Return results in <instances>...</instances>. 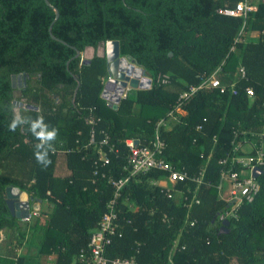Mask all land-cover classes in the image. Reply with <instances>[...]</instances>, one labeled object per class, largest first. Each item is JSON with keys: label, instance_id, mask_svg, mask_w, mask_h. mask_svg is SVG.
<instances>
[{"label": "trees", "instance_id": "16d2710c", "mask_svg": "<svg viewBox=\"0 0 264 264\" xmlns=\"http://www.w3.org/2000/svg\"><path fill=\"white\" fill-rule=\"evenodd\" d=\"M49 1L60 12L52 33L66 44L52 38L56 14L44 0H0V241L6 231L18 234L8 239L0 264H32L30 252L18 253L25 246L36 247L37 256H54L55 264H86L81 253L114 196L109 179L129 176L126 141L148 145L180 95L219 69L223 84L237 82V94L201 91L184 105L173 128L161 131L162 158L190 176L205 167L203 184L180 183L178 190L185 193L168 199L150 184L165 173L131 178L118 202L123 235L113 238L106 256H135L140 264H264V171L253 201L243 203L228 230L222 231L218 216L234 207L219 197L225 169L220 161L233 156L237 144L254 143V136L264 134V1L251 3L257 10L246 19L218 12L243 0ZM115 40L121 56L152 79L149 90L129 92L117 111L102 98L106 58L95 56L86 65L82 56L87 47ZM240 66L245 79L238 75ZM24 74L27 87L16 97L12 77ZM165 75L170 83L162 85ZM248 87L255 97H248ZM15 100L38 110L17 109ZM14 109L33 119L43 115L59 129L47 168L34 158L38 141L27 125L8 130ZM92 112L101 119L94 128L96 141L107 133L118 151L106 167L96 165V150L86 147ZM61 153L70 171L64 177L56 175ZM232 167L230 162L227 168ZM8 187L27 193L32 205L48 203L51 212L30 222L18 220L6 202Z\"/></svg>", "mask_w": 264, "mask_h": 264}, {"label": "built area", "instance_id": "2783aa9c", "mask_svg": "<svg viewBox=\"0 0 264 264\" xmlns=\"http://www.w3.org/2000/svg\"><path fill=\"white\" fill-rule=\"evenodd\" d=\"M257 8L252 5L249 0H243L237 4L235 8L220 9L219 14L226 17H243L247 18L249 13L256 11ZM244 32V29L242 30ZM235 51V47L231 52ZM238 75L240 79L246 78V69L243 66L238 68ZM221 70H217L212 76L202 78L199 85L190 86L184 91L174 108L168 112L167 116L161 119L156 127L154 139L146 146L136 144V140L129 139L126 141V145L129 148V155L125 170L129 173V176L122 179H109V183L114 188V196L108 204L107 211L102 216L98 228L92 233L90 243L87 250H83L80 259L86 264H140L136 257L130 258H114L109 259L106 256L107 247H109L115 236L122 237V227L120 224V217L118 211V202L122 197V193L130 182L131 178L138 176L139 174H147L150 171L158 170L165 173V177L158 181H151L150 184L154 187H158L162 194L168 199H173L175 193H185L183 189L178 190L180 183H195L198 186L203 184L204 174L206 168L204 167L198 176H190L187 172L176 169L171 163L162 158L165 149V144L161 139V131L163 129L170 130L173 128L172 123L178 121V117L184 114V105L189 103L195 96L201 91L218 90L220 94H226L231 91L233 95L237 94L236 81L230 85L223 84L218 77ZM237 75V76H238ZM238 76V78H239ZM112 77L109 75L105 78V85ZM162 85L170 83L169 76H162L159 79ZM130 87L121 96V101L125 99L129 93ZM114 94V90L112 91ZM246 93L248 97H255L253 88H247ZM94 110V109H93ZM92 110V111H93ZM100 118H97L93 112L88 119V123L92 126L91 137L88 141L87 148L92 147L96 150L98 160L96 165L106 167L111 164L110 155L117 154L118 151L114 150L110 146V137L106 133L105 138L101 142L96 141L95 127L100 122ZM256 141L254 143L244 142L237 144L234 148L233 156H229L226 159L220 161V164L225 168L221 174V183L218 186L219 196L221 193L226 194L222 199L230 202L234 207L227 209L220 213V222L229 221L235 217L238 209L244 202H251L254 199L255 194L259 191L260 186L257 183V178L254 173L256 170L264 171V134H258L254 136ZM249 148V151H248ZM70 152V150H68ZM203 158V155H202ZM231 162L233 167H239V170L234 168H227V165ZM95 175L98 174L99 168L97 167ZM187 194L192 193L191 189L186 191ZM200 201L197 200V204ZM39 216L36 213H30L29 218H25L23 222H30L32 218ZM168 221L167 217L164 219ZM193 225V224H192Z\"/></svg>", "mask_w": 264, "mask_h": 264}, {"label": "water", "instance_id": "95a60500", "mask_svg": "<svg viewBox=\"0 0 264 264\" xmlns=\"http://www.w3.org/2000/svg\"><path fill=\"white\" fill-rule=\"evenodd\" d=\"M44 1L50 8L54 10L56 14L55 20L53 21L49 29L52 38L54 40L66 44V42L58 39L52 33V28L60 17L59 10L54 7L49 0ZM77 56H81V53L78 52ZM82 56L83 58H85L83 59V62L86 65H91L92 59L95 56L106 58L108 74L112 78L105 85V88L102 93V98L107 102V105L115 111L119 109V105L121 103V96L129 87L133 88L134 90H149L152 87V79L146 75V71L143 68L137 66L136 64L130 62V59L121 56L120 42L117 40L102 43L97 49L93 47H87ZM123 60L130 63L131 66L141 70L142 74L144 76H147V79L149 80L148 87L144 86L139 79L131 78L129 75H127L124 71L121 70ZM28 79L29 76L25 74L12 77L13 88L19 89V91H16L15 93L16 97H20L22 95V88L27 87ZM80 85L81 83L79 82L73 99L74 102L77 97V92L80 88ZM113 90L114 94L112 93ZM14 106L17 107V109L27 108L32 110H38L36 106L25 105L22 101L17 100L14 101ZM136 144H139V141H136ZM262 174L263 171L260 169L256 170L254 173L256 178L261 176ZM26 196L27 193L22 192L18 188L8 187L6 189V202L10 209V212L12 216L16 217L20 221H23L25 218H29L30 215L31 201L33 199L26 198ZM229 227L230 222L225 221L222 225V231L228 230Z\"/></svg>", "mask_w": 264, "mask_h": 264}, {"label": "clouds", "instance_id": "9594fccd", "mask_svg": "<svg viewBox=\"0 0 264 264\" xmlns=\"http://www.w3.org/2000/svg\"><path fill=\"white\" fill-rule=\"evenodd\" d=\"M13 113L8 130L15 132L18 127L27 125L28 131L38 141L34 145V158L43 168H47L51 164L49 154L55 151L54 143L57 140L59 129L46 123L43 115L33 119L21 115L16 109L13 110Z\"/></svg>", "mask_w": 264, "mask_h": 264}, {"label": "rangeland", "instance_id": "374dc122", "mask_svg": "<svg viewBox=\"0 0 264 264\" xmlns=\"http://www.w3.org/2000/svg\"><path fill=\"white\" fill-rule=\"evenodd\" d=\"M264 0H249L250 3H259V2H263ZM85 59V58H84ZM146 75L148 76V74L146 73ZM135 91L133 88L130 87V90L129 92H133ZM172 124H175V123H172ZM63 155V156H62ZM62 169L64 172H62ZM69 173V170L67 169V164H66V155H64V153H61L60 154V157L58 158V166H57V169H56V175L57 176H60V177H64L66 176L67 173ZM226 194L224 193H221L220 194V198H223ZM26 198H30V196L27 194ZM51 212V207L48 203H42V202H38V203H35V204H31V208H30V213H36V214H49ZM23 223V222H22ZM3 236L5 237V239H11V236H15V237H18V234H14L10 231H6L3 233ZM18 240V238H16ZM15 242V241H14ZM28 248H26L25 246V250H27ZM34 249V250H33ZM31 254L33 256H36L37 255V251L38 249L37 248H30L29 249ZM0 251H2V249H0ZM54 261H55V257L54 256H45L44 257V260L40 261L39 263L40 264H45L46 263H49V264H54Z\"/></svg>", "mask_w": 264, "mask_h": 264}, {"label": "crops", "instance_id": "0c3cea01", "mask_svg": "<svg viewBox=\"0 0 264 264\" xmlns=\"http://www.w3.org/2000/svg\"><path fill=\"white\" fill-rule=\"evenodd\" d=\"M67 152H68V150L64 151V153H67ZM62 172H64L63 169H62ZM69 174H70V171H69V173L66 174V176H68ZM8 247H9V241L7 239H5V237L2 234V240L0 241V249H2V251H0V255L1 256H6L7 255ZM32 248H36V247H32ZM28 252H30V250L29 249L25 250V248H23V249L18 251V253H22V254L23 253H28ZM37 254H38V251H37ZM44 257L45 256H37V255L33 256V261H32L33 263L32 264H40L39 262L44 260ZM45 264H49V263L45 262ZM54 264H55V261H54Z\"/></svg>", "mask_w": 264, "mask_h": 264}, {"label": "bare ground", "instance_id": "6f19581e", "mask_svg": "<svg viewBox=\"0 0 264 264\" xmlns=\"http://www.w3.org/2000/svg\"><path fill=\"white\" fill-rule=\"evenodd\" d=\"M121 70L124 71L131 78L139 79L144 86H149V80L147 79V76H144L141 70L131 66L130 63L123 60Z\"/></svg>", "mask_w": 264, "mask_h": 264}]
</instances>
